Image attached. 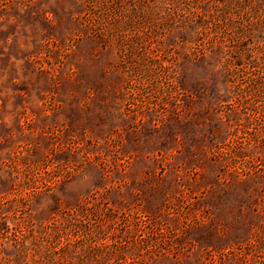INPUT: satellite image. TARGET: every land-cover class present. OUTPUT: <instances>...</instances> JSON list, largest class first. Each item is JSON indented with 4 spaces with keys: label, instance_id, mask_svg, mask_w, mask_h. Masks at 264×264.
Wrapping results in <instances>:
<instances>
[{
    "label": "rangeland",
    "instance_id": "374dc122",
    "mask_svg": "<svg viewBox=\"0 0 264 264\" xmlns=\"http://www.w3.org/2000/svg\"><path fill=\"white\" fill-rule=\"evenodd\" d=\"M207 1L0 0V264H264V3Z\"/></svg>",
    "mask_w": 264,
    "mask_h": 264
},
{
    "label": "trees",
    "instance_id": "16d2710c",
    "mask_svg": "<svg viewBox=\"0 0 264 264\" xmlns=\"http://www.w3.org/2000/svg\"><path fill=\"white\" fill-rule=\"evenodd\" d=\"M116 3H118V6L121 5L122 0H115ZM174 5L176 4H180L182 2V0H170ZM192 1V0H191ZM256 1V0H254ZM262 2L264 3V0H258V3ZM258 3H253V0H208L207 1V9H206V13L199 11L196 12L197 10H200L201 7H199V5L196 3L194 4V2H190L188 3L187 7H184L185 9L181 10V11H186L187 10V20L188 22L186 24L182 25V28L184 30V28H188L190 30H193V32H195L197 35H202L203 32H205V30L208 29L207 25L209 23H211L212 27H209V31H215L217 28H219L222 25H226L224 19H225V15L227 13H230L231 11L235 10V11H241L243 9H245L246 13L254 19V15L258 16L261 14L259 13L261 10L260 8L257 6ZM186 4V3H185ZM250 9V13L247 12V10ZM258 9L260 11H258ZM183 13V12H182ZM184 13V14H186ZM195 13L199 14V21L197 22V15L195 17H189V15H193ZM205 14V15H204ZM204 17L206 19H203L201 17ZM194 25V26H193ZM254 30H256V27H253ZM250 34V33H249ZM249 36V35H248ZM247 38V37H246ZM218 45H216L218 51L220 52V54L222 55L225 63L233 65V66H238L241 65V63L243 61H250L251 59H253V55H252V50L248 49V47H245V45L241 44H237L234 47H231L230 45H223L222 42H217ZM261 65H264V61L261 62ZM264 68V67H263ZM234 76L236 75V73L233 74ZM234 76L230 75V83L233 87H235V89H237V96L240 95V93H245V94H250L251 89L249 87H244L241 88L239 87V85L237 84V82L235 81ZM237 96H235V98L237 99ZM257 102H259L258 100H256ZM238 110V109H237ZM240 110V109H239ZM235 115H237L238 113H234Z\"/></svg>",
    "mask_w": 264,
    "mask_h": 264
}]
</instances>
